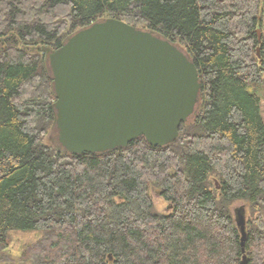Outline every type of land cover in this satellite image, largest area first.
<instances>
[{"label": "trees", "instance_id": "trees-1", "mask_svg": "<svg viewBox=\"0 0 264 264\" xmlns=\"http://www.w3.org/2000/svg\"><path fill=\"white\" fill-rule=\"evenodd\" d=\"M262 2L0 0V264H264ZM106 18L168 39L196 65L198 102L174 141L141 135L98 153L60 141L49 54ZM11 230L41 237L15 259Z\"/></svg>", "mask_w": 264, "mask_h": 264}, {"label": "water", "instance_id": "water-1", "mask_svg": "<svg viewBox=\"0 0 264 264\" xmlns=\"http://www.w3.org/2000/svg\"><path fill=\"white\" fill-rule=\"evenodd\" d=\"M49 62L59 138L71 152L120 149L141 135L163 146L195 112L201 84L194 62L168 39L120 19L78 30ZM243 210L235 215L244 252Z\"/></svg>", "mask_w": 264, "mask_h": 264}, {"label": "rangeland", "instance_id": "rangeland-1", "mask_svg": "<svg viewBox=\"0 0 264 264\" xmlns=\"http://www.w3.org/2000/svg\"><path fill=\"white\" fill-rule=\"evenodd\" d=\"M262 26L264 28V0L262 2ZM259 52V51H258ZM260 97H261V115L264 119V86L260 88ZM59 135V130H58ZM52 143H56L55 134H51L50 138ZM154 203L158 210L166 211L168 209V202L161 197L158 192H152ZM244 208V203L237 202L235 204V208ZM41 237L40 230H11L10 237H9V245L11 246V255L15 257V259L19 258L20 254L22 253V246L23 244H30L36 242ZM14 264V263H12Z\"/></svg>", "mask_w": 264, "mask_h": 264}]
</instances>
